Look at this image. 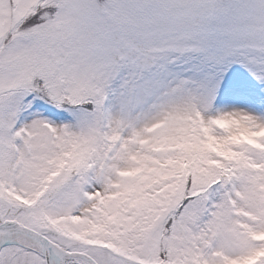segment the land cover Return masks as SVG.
Segmentation results:
<instances>
[{
	"label": "snow or ice",
	"instance_id": "1",
	"mask_svg": "<svg viewBox=\"0 0 264 264\" xmlns=\"http://www.w3.org/2000/svg\"><path fill=\"white\" fill-rule=\"evenodd\" d=\"M0 264H264V0H0Z\"/></svg>",
	"mask_w": 264,
	"mask_h": 264
}]
</instances>
